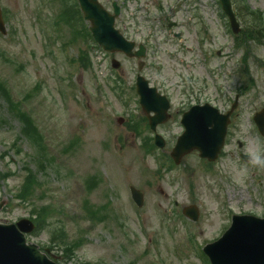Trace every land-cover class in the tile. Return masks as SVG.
<instances>
[{
  "label": "rangeland",
  "instance_id": "1",
  "mask_svg": "<svg viewBox=\"0 0 264 264\" xmlns=\"http://www.w3.org/2000/svg\"><path fill=\"white\" fill-rule=\"evenodd\" d=\"M99 1L113 11L114 0ZM116 1V28L146 46L140 73L173 109L226 112L240 95L220 158L192 152L174 165L178 126L157 130L165 149L149 146L139 61L90 40L83 18L65 15L78 14L77 0H0V222L33 220L28 241L62 264H210L203 247L232 216L264 218V137L253 116L264 109V0H234L239 38L218 0ZM192 204L197 222L183 215Z\"/></svg>",
  "mask_w": 264,
  "mask_h": 264
},
{
  "label": "water",
  "instance_id": "2",
  "mask_svg": "<svg viewBox=\"0 0 264 264\" xmlns=\"http://www.w3.org/2000/svg\"><path fill=\"white\" fill-rule=\"evenodd\" d=\"M224 13L229 16L230 25L235 34L240 31L239 23L233 12V5L230 0H219ZM79 6L83 12L84 19L90 23L89 30L94 40L103 50L115 53L121 52L128 57L137 59L146 57V48L139 45L134 51L136 43L125 39L115 28V18L121 13L116 3L113 4L114 14L106 10L99 0H79ZM0 32L6 34L3 15L0 6ZM144 63L140 62V69ZM119 62L112 61V66L118 68ZM137 94L140 98L142 109L147 113L151 129L156 130L159 124L168 119L169 100L158 93L157 88L149 87L145 77L138 75ZM238 98L232 109L223 114L211 104L193 107L186 112L182 118L184 133L178 138L176 146L171 152L175 164L192 151L200 152V157L215 161L221 154L225 145V138L228 132V125L231 123V114L237 107ZM154 112L155 115L150 116ZM254 120L262 136H264V109L256 112ZM155 143L158 147L164 148L166 143L160 135H156ZM241 146V143H240ZM244 161H249L250 156H241ZM132 199L139 207L144 204L143 192L131 187ZM5 201L0 202V211L4 208ZM184 214L194 221H197L199 209L195 206L185 208ZM231 226L224 235L204 247L211 264H264V218H256L251 215L232 217ZM35 229L31 220L23 218L17 223H0V264H58L46 253H43L35 243H27L26 234L32 233ZM52 254L49 249L46 250Z\"/></svg>",
  "mask_w": 264,
  "mask_h": 264
},
{
  "label": "flooded vegetation",
  "instance_id": "3",
  "mask_svg": "<svg viewBox=\"0 0 264 264\" xmlns=\"http://www.w3.org/2000/svg\"><path fill=\"white\" fill-rule=\"evenodd\" d=\"M171 23V22H170ZM170 23L168 24V27H170ZM176 27V26H175ZM196 106V105H194ZM192 107V106H191ZM190 107H187V105L183 106L181 108H170V111H169V115H170V119H169V122H167L166 124L162 125V126H159V128H164V127H168L172 124L173 127L175 126H181V118L182 116L186 113V110H189ZM145 117V116H144ZM148 127H149V123H148ZM178 136H176L177 138Z\"/></svg>",
  "mask_w": 264,
  "mask_h": 264
},
{
  "label": "trees",
  "instance_id": "4",
  "mask_svg": "<svg viewBox=\"0 0 264 264\" xmlns=\"http://www.w3.org/2000/svg\"><path fill=\"white\" fill-rule=\"evenodd\" d=\"M232 1L234 2V0H232ZM76 11L78 12V14H76V12H74V14L71 13V12H65V15H66V16L71 15V16L73 17V20H77V21L81 22V21H82V18H81L82 16L80 15V11H78L77 8H76ZM77 16H78V17H77ZM84 23H85V22H84ZM84 34H86V36H87L90 40H92V38H91V33H89V30H88V26H87V25H85ZM241 35H243V31L240 33V35L238 36V38H239ZM256 38L258 39L257 36H255V35H250V40H253V41H254ZM0 90H1V91H4V93L7 94V93H6V89L3 88L2 84H0ZM25 191H28V190L25 189ZM23 198H26V197H23ZM66 250H68V249H66Z\"/></svg>",
  "mask_w": 264,
  "mask_h": 264
}]
</instances>
